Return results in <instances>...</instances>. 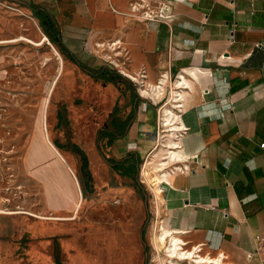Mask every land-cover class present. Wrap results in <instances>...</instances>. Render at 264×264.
<instances>
[{
    "label": "crops",
    "instance_id": "obj_1",
    "mask_svg": "<svg viewBox=\"0 0 264 264\" xmlns=\"http://www.w3.org/2000/svg\"><path fill=\"white\" fill-rule=\"evenodd\" d=\"M162 7L165 18L144 19L146 9ZM14 8L33 17L46 38L33 9L53 16L62 44L77 59L93 64L105 51L107 63L118 72L128 79L141 75L149 91L156 87L158 95H138L133 122L109 146L114 159L135 152L142 161L149 154L163 109L182 79L185 86L176 95L179 111H174L181 130L170 129L178 134L176 147L167 149H175V156L167 153L170 171L156 170L162 178L160 201L151 192V212L184 249L200 247L205 263L264 264V0H0V41H6L0 52L16 51L9 42L14 26L19 35L39 38L25 18L11 17ZM115 42L118 46L111 45ZM182 166L188 171L177 169ZM66 173L55 177L61 187L55 196L49 194L52 209L39 212L65 214L59 196L72 201ZM140 181L147 186L142 177ZM15 197L0 164V264H59L60 253L81 264H143L136 227H97L79 245L73 216L31 217L17 211ZM27 234L52 240L23 242ZM63 234L68 237L59 239ZM52 247L55 255L48 251Z\"/></svg>",
    "mask_w": 264,
    "mask_h": 264
},
{
    "label": "rangeland",
    "instance_id": "obj_2",
    "mask_svg": "<svg viewBox=\"0 0 264 264\" xmlns=\"http://www.w3.org/2000/svg\"><path fill=\"white\" fill-rule=\"evenodd\" d=\"M15 9H11V17L25 18L26 22L37 30L39 37L36 40L28 35H19L18 25L14 26L11 33L15 37L11 40L16 41L11 43V47L16 51L0 52V164L11 179V188L16 194L15 206L19 207L17 211L24 210L23 213L31 217L73 216L71 224L76 227L74 230L79 245H83L87 236L94 234L97 227L103 230L119 225L134 226L141 235L144 225L148 258L143 247V264H151L154 246L149 239V233L152 240L153 223L157 220L150 209L152 190L148 184L146 186L141 183L140 167L148 156L150 160L156 153L160 142H155L153 149L136 167L125 165L123 170L110 168L95 147L96 132L115 106V116L119 120L128 118L133 106L131 92L122 85L104 84L89 78L49 42L62 59V68L58 72L57 58L48 43L36 46L20 40L25 38L36 43L43 34L40 33L33 17L22 9L17 10H21L23 14ZM12 19L11 24H17V20ZM100 53L97 58L108 62L109 54L105 51ZM65 101L70 103L66 105V112L61 120L58 117V103ZM75 101L80 103L75 104ZM45 138L53 145L55 142L61 147L57 150L63 164L49 149L53 156L47 150ZM166 139L165 137L164 140ZM70 143L76 144L85 153L90 177H83L80 158L70 152ZM101 145L106 157L114 158L106 139ZM54 157L62 165L57 163ZM66 172L70 176L68 185L72 201L68 202L66 197L59 196L63 198L59 210L65 214L39 212L46 207L48 211L52 209L50 201L47 200L50 198L49 194L55 196L56 190L61 187L56 184L55 177H66ZM76 181L81 196L83 189L87 191L82 200ZM78 200L80 204L76 208ZM67 235L63 234L59 239L67 238ZM21 240L51 241L52 238H32L27 234ZM167 245L166 243L165 247ZM165 247L159 251L162 261L166 259ZM48 251L53 255L56 253L54 247ZM59 258V264H81L78 258L67 259L66 256H61V253Z\"/></svg>",
    "mask_w": 264,
    "mask_h": 264
},
{
    "label": "trees",
    "instance_id": "obj_3",
    "mask_svg": "<svg viewBox=\"0 0 264 264\" xmlns=\"http://www.w3.org/2000/svg\"><path fill=\"white\" fill-rule=\"evenodd\" d=\"M34 16L39 19L40 27L42 28L44 34L49 39L50 43L54 45L59 53L65 57L66 59L73 62L80 71L87 75L89 78L93 79L94 81H101L104 84L109 85H122L126 89L131 92V97L133 100V106L130 115L125 120H119L115 116L116 106L113 108L112 112L108 115L107 119L103 123V125L97 130L95 136V146L97 150L102 155L106 164L112 168L113 170H123L125 165L134 166L136 167L140 162L141 159L138 154L135 152H129L122 160H116L114 158L106 157V155L102 152V145L101 142L106 139L107 146H111L112 142L116 139L122 138L135 117L137 111L136 103L140 100L136 89L133 83L117 69H115L111 64L98 60L92 59L91 61L93 64H86L85 62L77 59L73 56L70 52H68L61 41L60 31L56 21L54 20L53 16H51L48 12L43 10L33 9ZM70 102H60L58 103V117L62 120L64 113L66 112V105ZM75 104H79L80 101H75ZM57 148H61L54 142ZM69 150L73 154H76L80 158L81 163V170L83 172V177H90L89 172L87 170L88 160L85 153L74 143L69 144ZM135 183L138 185L137 180L135 179ZM82 184V182H81ZM143 194V192H142ZM87 195L86 189L82 190V196L85 197ZM141 243L145 249V253L148 258L147 254V243L144 239V225L141 228ZM56 259L58 261V253L56 254Z\"/></svg>",
    "mask_w": 264,
    "mask_h": 264
},
{
    "label": "bare ground",
    "instance_id": "obj_4",
    "mask_svg": "<svg viewBox=\"0 0 264 264\" xmlns=\"http://www.w3.org/2000/svg\"><path fill=\"white\" fill-rule=\"evenodd\" d=\"M16 12L20 13V14H23V12L21 10H17L15 9ZM136 11V10H134ZM134 13V12H133ZM20 40H23L25 42H29V43H32L36 46H41V45H44L47 43L49 44V48L51 50V52L54 53V55L56 56L57 58V61H58V72L61 71V68H62V59L60 57V55L57 53V51L54 49V47H52V45L49 43L48 39L42 35L41 38H40V41L39 42H31L25 38H21ZM16 40H11L9 42H14ZM2 42H6V41H2ZM8 42V41H7ZM110 47L109 50H113L111 48V45L108 46ZM115 56V55H114ZM112 59V58H111ZM113 62V61H112ZM117 66V65H115ZM119 67V65H118ZM121 70L122 72L123 69H119ZM127 74V73H125ZM128 75V74H127ZM130 78L134 79V80H138L137 77H132L130 75H128ZM180 84H179V83ZM178 82L176 83V88L174 90V94L172 92V98H171V102H169L163 109V116H162V122L163 124L166 126L165 128L166 129H173L175 131H180L181 130V127H180V124H179V120L177 118V115L174 111H179V108H178V105L176 104V101H177V97L176 95L180 93V90L184 88V84L182 83V79L180 78L178 80ZM55 83V79H54V82ZM145 87V88H144ZM144 90H142L143 93H147L148 95L151 94V95H158V91L154 88V90H148L147 89V86L144 85ZM153 88V87H152ZM168 100V99H167ZM172 124V125H171ZM171 134V135H170ZM178 133H168L166 135V140L163 141L161 143V146L158 148V150L156 151V153H154V155L151 157V160H155L156 157H157V154H169V157L172 156V158H174L175 156V149L174 150H167L166 148L168 147V149H171L173 147H176V143L173 141V138L174 136H176ZM45 143L47 145V148L54 154V156H56L59 161L62 162L63 164V160L61 158V155L60 153L58 152V150L47 140V138H45ZM166 147V148H165ZM155 151V150H154ZM170 151V152H169ZM183 156V155H182ZM184 158V157H183ZM178 160H181V158H177ZM185 159V158H184ZM170 161V159H168ZM173 161V160H172ZM60 162V163H61ZM145 172V174H144ZM158 171H156V168L153 167V166H148L146 165V170L143 171L142 175H144V181L146 184L149 185V188L152 190V192L154 193L155 195V198H156V201L159 202L160 201V194H159V183L161 181L162 178H160L157 174ZM176 172V171H175ZM165 173V172H164ZM172 173V172H171ZM2 213V212H1ZM168 240V241H167ZM169 242V244L165 247V244ZM152 243H153V246H154V254H153V257H152V260L151 261L152 263L151 264H164L162 259L160 258V253L159 251H161L160 249L165 247V250H166V253L171 256V257H181V252L183 249H180V240L177 238V236H173L168 230L164 229L162 226H161V223L160 222H157L155 221L153 223V231H152ZM195 260H206L205 258H202V257H197V259ZM166 263V262H165ZM170 263H174V261H171Z\"/></svg>",
    "mask_w": 264,
    "mask_h": 264
},
{
    "label": "built area",
    "instance_id": "obj_5",
    "mask_svg": "<svg viewBox=\"0 0 264 264\" xmlns=\"http://www.w3.org/2000/svg\"><path fill=\"white\" fill-rule=\"evenodd\" d=\"M141 1L142 0H140V2ZM132 8L134 10H137V9H139V5L135 4ZM164 12H166V9L164 7H162L161 9H159L156 12L153 10H147L146 9L145 12L143 13V17L145 20H148V21H154L156 19H163L167 16L166 14H164ZM111 45L112 46H118V42L112 43ZM142 79H143V77L141 75L138 78V80H134V79L129 77V80L135 86H137V88H136L137 94L141 98H147L148 95L146 93H143L142 90H140L141 88L144 87V82ZM157 89H159V86ZM165 127L166 126L163 124L162 118H161L160 125L157 129V132H156V141H157V143L160 142V146H161V143L163 141H165L164 138L166 137V135L168 133H172V131L170 129H166ZM175 138H177V136ZM261 148H264V145H261ZM166 149H168V148H166ZM148 157L145 160V162L142 164L141 171H140V177H142L143 180H144V175H142V173H143V171L146 170V165L155 167L156 170L161 171V174L170 169V167L167 163V160L169 158L167 154H164V156L161 157V159L158 156L153 161L151 159L149 160ZM177 169L179 171H184V172L188 171V167H186V166H182L181 168H177ZM177 169H174V170H177ZM144 174H145V172H144ZM180 249H183L181 252V254H182L181 257H171L166 253V250L164 249L165 257L168 260L167 264H172V263H170V261H174L173 264H175V262H187V263H192V264H220L221 263V262L218 263L217 260H215V261L209 260L207 263H205L208 260L206 258H205L206 260H200V261L195 260V259H197L198 256H200V252H201L200 247L196 246V247L192 248L191 250H186L183 248V246H180Z\"/></svg>",
    "mask_w": 264,
    "mask_h": 264
}]
</instances>
